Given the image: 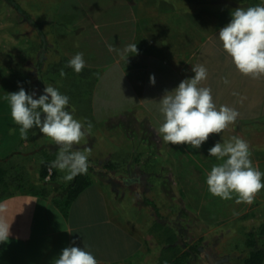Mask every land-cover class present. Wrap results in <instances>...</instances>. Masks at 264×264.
Returning <instances> with one entry per match:
<instances>
[{"label": "crops", "instance_id": "1", "mask_svg": "<svg viewBox=\"0 0 264 264\" xmlns=\"http://www.w3.org/2000/svg\"><path fill=\"white\" fill-rule=\"evenodd\" d=\"M256 5L264 0H13L10 8L1 0L0 220L10 225V235L0 242V264H53L70 246L91 252L98 263L145 259L146 218L143 224L132 221L130 206L116 203L111 182H161L171 199L177 182H206L205 172L218 161L209 156L210 144L199 149L172 145L156 132L164 120L159 100L194 77V65L207 69L199 86L211 89L217 108L226 105L239 113L234 124L208 140L244 139L252 162L264 169L259 142L264 139V76L239 73L218 39L236 8ZM130 44L138 53L126 59L123 50ZM77 53L85 60L80 73L67 67ZM48 85L69 97L66 110L75 119L93 125L91 134L74 145L89 150L90 184L66 212L51 192L17 186L28 155H37L42 168L56 159L59 148L35 127L22 139L5 97L23 87L38 98ZM55 169L58 176L66 174ZM205 191L192 188L189 194L197 200Z\"/></svg>", "mask_w": 264, "mask_h": 264}, {"label": "clouds", "instance_id": "2", "mask_svg": "<svg viewBox=\"0 0 264 264\" xmlns=\"http://www.w3.org/2000/svg\"><path fill=\"white\" fill-rule=\"evenodd\" d=\"M218 39L239 73L252 79L264 76V5L236 8L231 13L230 22L219 30ZM112 50L109 46V51ZM123 53L127 54L126 59L130 54H137L136 44L126 46ZM67 67L80 73L85 67L83 54L74 55ZM192 72L194 77L184 79L172 91H165L159 100V112L164 120L156 132L165 143L199 149L211 134L222 133L234 124L239 113L226 105L218 109L211 89L199 86L207 78V69L202 64L192 66ZM60 75H66L63 69ZM149 79L154 85L155 76ZM223 82L229 83L227 78ZM43 93L34 98L35 92L28 94L20 87L19 91L9 93L5 99L9 102L12 120L19 126L21 138L27 139L28 130L35 127L51 139L59 151L50 166L66 173L62 177L64 181H72L88 171L89 150H76L74 145L91 134L93 125L90 121L75 119L66 110L69 97L55 87L48 85ZM208 153L221 161L207 174L206 184L210 194L224 200H231L235 195L237 204L251 205L264 189V173L253 165L247 141L232 137L222 143L216 142ZM9 228L10 225L0 220V242L8 240ZM53 264H98V261L91 252L70 246L62 250Z\"/></svg>", "mask_w": 264, "mask_h": 264}, {"label": "rangeland", "instance_id": "3", "mask_svg": "<svg viewBox=\"0 0 264 264\" xmlns=\"http://www.w3.org/2000/svg\"><path fill=\"white\" fill-rule=\"evenodd\" d=\"M4 4L7 8L11 6L7 0H4ZM211 140L212 142H205L210 144L209 148L214 146V139ZM259 142L263 152L264 139L260 138ZM263 157L264 154H260V158ZM39 162V157L33 154L28 155L21 163L24 171L20 175L18 189L41 192L45 188L47 192L52 193L54 199H62V193L68 188L69 181L61 180L62 174L54 181L50 180L51 170H48L46 179H41L36 175V171L41 169ZM218 163L221 161L213 162L209 166V170L205 172L206 179L211 168ZM255 163L253 162V165L257 167ZM261 172L264 173V169H261ZM50 182L57 184L50 185ZM111 183L119 196L116 203L123 208L126 205V209L130 206L129 213H132L133 222L141 221L143 224V218H146L148 225V251L145 259L135 258L125 264H158L160 257L166 254L163 250L165 244L160 243L156 236L161 228H169L178 234L177 245L180 253L195 243L199 244V253H192L190 264H241L250 251L247 245L250 234L255 237L256 247L264 248V189L256 195L254 202L248 205L237 204L235 195L231 200L213 196L208 191L206 182H177L179 186L173 190L176 193L173 199L170 198V189H161V182ZM204 187L206 191L200 199L194 200L189 194V189L202 192ZM188 198L196 202H190ZM136 216L138 218H135ZM109 238L113 241L111 236Z\"/></svg>", "mask_w": 264, "mask_h": 264}, {"label": "trees", "instance_id": "4", "mask_svg": "<svg viewBox=\"0 0 264 264\" xmlns=\"http://www.w3.org/2000/svg\"><path fill=\"white\" fill-rule=\"evenodd\" d=\"M9 3H13V0H7ZM49 163H44L40 170L41 179H45L48 175V168L52 169V174L50 175L51 180H55L58 176L59 171L50 166ZM90 184V176L87 171L86 174L77 175L72 181L68 182V188L62 193V199H53L55 204H57L64 212L67 211L71 202ZM47 188V187H46ZM48 189V188H47ZM41 193L49 195L50 191L47 192L42 189ZM157 224V223H155ZM160 243L165 244L163 248V256L160 257L158 264H190L192 253H199L198 243L193 244L186 251L180 253V248L178 247L179 236L174 231L169 230V228H164L162 230V236L156 235ZM247 245L250 247L248 255L242 260L241 264H264V248H258L255 245V237L250 234ZM169 253V255H168ZM168 255V256H166ZM104 264V263H98Z\"/></svg>", "mask_w": 264, "mask_h": 264}]
</instances>
